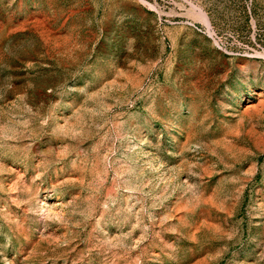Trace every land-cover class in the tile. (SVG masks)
<instances>
[{"label":"rangeland","instance_id":"obj_1","mask_svg":"<svg viewBox=\"0 0 264 264\" xmlns=\"http://www.w3.org/2000/svg\"><path fill=\"white\" fill-rule=\"evenodd\" d=\"M0 264H264V0H0Z\"/></svg>","mask_w":264,"mask_h":264},{"label":"bare ground","instance_id":"obj_2","mask_svg":"<svg viewBox=\"0 0 264 264\" xmlns=\"http://www.w3.org/2000/svg\"><path fill=\"white\" fill-rule=\"evenodd\" d=\"M196 14L205 23V25H207L209 32L211 34L212 32H211L210 26H209L208 22L206 21V19L204 18V16L199 11H197Z\"/></svg>","mask_w":264,"mask_h":264}]
</instances>
